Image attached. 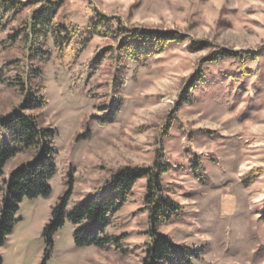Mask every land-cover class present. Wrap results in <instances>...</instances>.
<instances>
[{
  "label": "rangeland",
  "instance_id": "1",
  "mask_svg": "<svg viewBox=\"0 0 264 264\" xmlns=\"http://www.w3.org/2000/svg\"><path fill=\"white\" fill-rule=\"evenodd\" d=\"M12 1L23 6L1 26L0 117L20 105L18 84H27L20 68L30 45L12 36L54 6L33 64L44 62L56 172L48 196L20 202L1 264H141L151 239L145 177L108 216L103 247L76 245L67 214L102 196L122 168L152 165L159 148L168 164L161 182L181 209L157 230L188 247L190 264H264V0ZM124 30L185 39L145 56L121 45ZM220 50L241 54L204 63ZM26 159L18 153L2 178ZM64 197V224L48 244L44 226Z\"/></svg>",
  "mask_w": 264,
  "mask_h": 264
},
{
  "label": "trees",
  "instance_id": "2",
  "mask_svg": "<svg viewBox=\"0 0 264 264\" xmlns=\"http://www.w3.org/2000/svg\"><path fill=\"white\" fill-rule=\"evenodd\" d=\"M22 6L20 2L0 0V33L3 32L1 26H5L3 17ZM53 11L54 6H47L37 11L33 17L32 26L22 32L18 30L17 34L12 36L15 38L21 33V41L30 47H28V67L20 68L25 77L27 76V84L24 82L18 84L22 101L9 114L0 117V180H3V187L0 189L2 191L0 248L11 232L20 202L24 198L48 196L51 192L49 181L56 172L53 147L55 130L46 123L43 113L46 104L42 80L44 62L40 60L36 65L33 64L37 54L33 44L40 40L42 32H48L46 22ZM124 32L121 45L134 46L145 56L159 55L165 51L169 43H182L185 39L170 32L152 30H124ZM8 38H10L9 34L6 36V39ZM188 47L202 49L205 44L191 42ZM240 54L220 50L210 54L204 63H218ZM16 67L19 68V64H16ZM200 76L198 74L194 81H199ZM15 79L22 80V78ZM1 135L9 139H2ZM154 152L155 159L152 165L122 168L102 196L84 199L67 214L74 226L73 239L76 245L105 246L111 239V236L106 233L108 216L117 212L124 204L136 180L145 177L144 207L147 209L151 225V239L143 248L141 264H190L188 247L185 244L173 242L168 235L157 230L159 224L165 223L173 214L180 211L181 205L168 195L161 182V174L168 166L162 148ZM18 153L24 154L27 159L12 170L7 178H2L6 163L13 160ZM66 201L64 197L52 208L51 217L44 226L43 235L48 244L53 243L57 230L64 224ZM1 261L0 255V264Z\"/></svg>",
  "mask_w": 264,
  "mask_h": 264
}]
</instances>
